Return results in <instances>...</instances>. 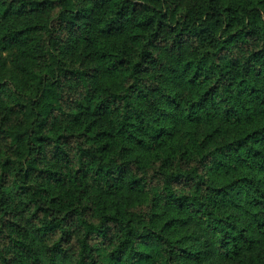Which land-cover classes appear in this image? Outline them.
<instances>
[{"label": "trees", "instance_id": "16d2710c", "mask_svg": "<svg viewBox=\"0 0 264 264\" xmlns=\"http://www.w3.org/2000/svg\"><path fill=\"white\" fill-rule=\"evenodd\" d=\"M15 46L0 264H264V0H0Z\"/></svg>", "mask_w": 264, "mask_h": 264}, {"label": "rangeland", "instance_id": "374dc122", "mask_svg": "<svg viewBox=\"0 0 264 264\" xmlns=\"http://www.w3.org/2000/svg\"><path fill=\"white\" fill-rule=\"evenodd\" d=\"M81 41H78L73 46L79 47L81 49L83 48L90 49L89 46L86 45L83 46ZM76 47L71 48V50H73L76 56H78L79 52L77 51ZM81 57L82 55L80 54L79 59H81ZM23 59L24 57L21 54L20 47L15 46L6 50H0V80L10 83H15L21 80L23 76V72L20 70V66H21V60ZM93 189L100 190L98 186L93 187ZM252 257H257V255L251 253L246 255L245 253V256L243 255L234 261H227L225 264H252V262L254 263Z\"/></svg>", "mask_w": 264, "mask_h": 264}]
</instances>
